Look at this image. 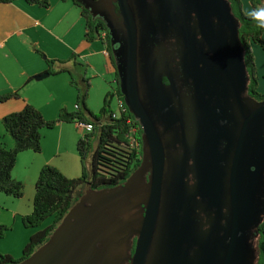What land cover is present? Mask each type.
<instances>
[{
	"label": "water",
	"instance_id": "1",
	"mask_svg": "<svg viewBox=\"0 0 264 264\" xmlns=\"http://www.w3.org/2000/svg\"><path fill=\"white\" fill-rule=\"evenodd\" d=\"M81 1L109 30L119 91L142 128L141 161L122 183L86 189L16 264H255L264 100L247 94L229 2Z\"/></svg>",
	"mask_w": 264,
	"mask_h": 264
},
{
	"label": "trees",
	"instance_id": "2",
	"mask_svg": "<svg viewBox=\"0 0 264 264\" xmlns=\"http://www.w3.org/2000/svg\"><path fill=\"white\" fill-rule=\"evenodd\" d=\"M14 0H0V3H9ZM29 4L47 8L50 0H24ZM74 5L80 8L81 16L84 19V39L93 41L103 38L105 48L114 65V57L111 53V37L106 23L103 19L93 17L90 10L86 9L80 0H71ZM231 11L238 19V37L243 48V59L245 69L249 77L247 83V94L257 101L264 100V94L257 92V74L254 55L251 45L258 44L264 49V41L261 39L262 27H255L251 24L252 16L246 15L242 10L240 0H227ZM255 8L261 6L264 10V0H250ZM74 59L75 56L73 55ZM49 75L60 72L70 74V83L77 91V97L82 101L84 110L90 118L81 114L77 104V111L67 112L60 109L55 119H45L42 113L32 106L25 105L18 111L11 112L1 118V123L7 134L13 140V146L6 148L0 142V191L19 198L23 195V183L15 180L11 171L14 167L16 156L25 150L39 152L41 150V128H51L58 123L80 120L91 122L93 130L88 133H80L76 140V151L79 156L81 174L76 178L66 177L59 169L44 164L39 169L35 181V193L32 200V210L29 214L21 217L24 227H36L47 217H52V222L44 229L37 231L30 236L24 246L22 255L19 258H12L8 254L0 252V264H16L28 257L35 249L47 241L51 232L60 223L70 207L80 198L86 189H101L122 183L131 172L138 167L141 161V127L138 119L131 114L127 108L126 114L117 118L111 116L110 100L112 92L107 91L103 104L97 114L87 111L84 101L87 95L88 80L82 78L83 88L78 87L76 81L67 68V60L46 58ZM56 63L58 65H56ZM116 77V76H115ZM116 79V78H115ZM117 81V79H116ZM122 96L119 86L115 92ZM16 91L0 95V102L10 98H17ZM138 127V131L136 128ZM128 135L135 140L136 145L132 146ZM93 137L96 142L93 143ZM90 154V162L86 159ZM8 226L0 224V239L4 236ZM254 246L257 250V261L255 264H264V216L257 227L254 237Z\"/></svg>",
	"mask_w": 264,
	"mask_h": 264
},
{
	"label": "crops",
	"instance_id": "3",
	"mask_svg": "<svg viewBox=\"0 0 264 264\" xmlns=\"http://www.w3.org/2000/svg\"><path fill=\"white\" fill-rule=\"evenodd\" d=\"M59 1L51 0L47 8L29 4L24 0L0 3V95L14 91L19 95L17 98L0 102V142L6 148L13 146V140L1 123L4 115L20 110L25 103L31 104L43 113L44 106L47 103H49L47 105L53 103L44 101L47 97L53 100V92L46 91V87L56 85L60 88H68L71 76L67 72L49 75L53 78L43 82L34 78L48 70L46 58L67 60V63L74 61L78 64L85 57L88 62L87 66L96 72L93 75L96 78L99 68L89 58L93 57L97 50H90L82 55L80 52L88 45H94L93 43L99 41L103 46L101 53L109 59V65H104V72H109L111 77H115L112 60L108 54L104 53L106 49L104 39L86 41L84 39V19L80 8H77L70 0ZM240 1L246 15L250 16L249 13L256 12L250 0ZM261 39L264 41V31L261 33ZM252 46L255 54L257 88L264 91V50L258 44H252ZM104 72L101 77L105 83L110 84L107 76L104 77ZM55 100L54 98L53 101ZM60 152L61 139L59 138L54 153L59 155ZM35 153L38 152L25 150L18 153L11 171L15 180L23 182V195L19 198L12 197L13 201L0 197V204H2L0 224L8 226L4 236L0 239V252L14 259L21 257L23 248L31 235L52 222L42 228H27L21 222V217L32 210L34 185L39 169L48 162L68 177L65 169L53 163V159L40 161Z\"/></svg>",
	"mask_w": 264,
	"mask_h": 264
},
{
	"label": "rangeland",
	"instance_id": "4",
	"mask_svg": "<svg viewBox=\"0 0 264 264\" xmlns=\"http://www.w3.org/2000/svg\"><path fill=\"white\" fill-rule=\"evenodd\" d=\"M56 1L60 2L59 0ZM260 10H263L261 6L255 7L256 12ZM260 23L261 21L257 19H252L251 21V24L255 27H258ZM262 31H264V29H262ZM93 44L94 45H88L90 47L87 46L85 50L80 52V55H82V53L83 54L87 53L90 50H95V49L97 50V53H95L93 57L89 58V60L99 68L98 76L96 78L93 77L94 73L96 72L91 70V68L87 66L88 62H87V58L85 57H83L81 62L78 64L77 62L74 61L67 63L68 65L67 68H69L72 78L76 81L78 87L80 88L84 87V84L82 82L83 77H85V79L88 80L87 95L84 101L87 111H90L93 114H97L100 108L102 107L103 98L107 91L113 93L110 100V109L117 110L116 93H114L116 88L114 77H111L109 72H104V65L105 64L109 65V59L107 56H104L103 53H101L102 52L101 49L103 46L99 41H96ZM252 47L253 46L251 45L252 53L255 57ZM56 65L58 64L56 63ZM113 70L115 71L114 66H113ZM103 72H104V77L107 76V79L109 80L110 84L105 83L103 81L101 77V74ZM50 78L53 77L51 76L45 77L39 80V82L47 81ZM91 83L92 86H90ZM46 91L48 92L52 91L53 100L54 98L56 100L53 101L50 97L44 99V101L47 100L48 102H53L50 103L52 105H47L49 104L47 103L43 108L44 112L42 113V115L45 119L48 120L55 119L60 109L62 108L69 113L75 112L78 110L76 108L77 104L80 107L79 111H81V114H83L87 118H90L89 114L84 110L82 101L78 99L77 91L75 87L71 85L70 78H69L68 88H60L56 85H52L49 86L48 88L46 87ZM257 92L264 94V91H261V89L258 88H257ZM40 132H41V139H40L41 150L37 154L35 153L37 158H39L40 161L41 160L44 161L45 159H53V163H57L60 165V167L65 169L66 171L65 173L68 175V178H76L80 176L81 166H80L79 156L76 151V140L80 136L81 131L79 127L75 125V120H73L72 122L58 123L51 128H41ZM59 138L61 139V152L59 153V155H56L54 151H55L56 142L58 141ZM92 142L93 143L96 142V137H93ZM86 162L87 164H89L90 154H88ZM45 164H50V163L47 162ZM23 190H24V184H23ZM0 197L7 198L8 200L13 201L12 199L13 196L7 195L1 191H0ZM0 207H2V204H0ZM51 221L52 219L50 217H47L40 225L36 227L42 228Z\"/></svg>",
	"mask_w": 264,
	"mask_h": 264
},
{
	"label": "built area",
	"instance_id": "5",
	"mask_svg": "<svg viewBox=\"0 0 264 264\" xmlns=\"http://www.w3.org/2000/svg\"><path fill=\"white\" fill-rule=\"evenodd\" d=\"M105 54H108L107 50H104ZM116 89V88H115ZM116 100H117V110H111V116L113 118H117L123 114H126L127 106L125 105L123 98L116 93ZM77 108V107H76ZM75 125H77L80 129V133H88L93 130V124L91 122H84L80 120H75ZM129 142L132 146L136 145L135 140L132 138L131 135H128Z\"/></svg>",
	"mask_w": 264,
	"mask_h": 264
},
{
	"label": "flooded vegetation",
	"instance_id": "6",
	"mask_svg": "<svg viewBox=\"0 0 264 264\" xmlns=\"http://www.w3.org/2000/svg\"><path fill=\"white\" fill-rule=\"evenodd\" d=\"M80 2H81V4L85 7V5H84V3L80 0ZM114 9H115V12L118 14V7H117V3L115 2L114 3ZM86 9H88L87 7H85ZM89 10V9H88ZM93 16V15H92ZM93 17H98V18H101L102 19V17L101 16H98V15H95V16H93ZM117 17V16H116ZM117 19H119V17L117 18ZM170 41H173L172 39H168L167 40V42H170ZM118 46V44H114V47H117ZM113 55V54H112ZM114 57V56H113ZM171 59H174L175 61H178L179 60V56H176V55H174V56H171ZM115 65H116V58L114 57V67H115ZM115 76L116 77H114V81H115V83H116V86L117 85H119V76H118V72H117V69H116V67H115ZM117 79V81H116V79ZM163 82L164 83H168V81H167V79L165 78V77H163ZM139 122V121H138ZM138 127H141V125L140 126H138ZM138 127L136 128V131H138ZM141 130H142V128H141ZM142 134V133H141ZM218 149L220 150V151H223V149L226 147V140H224V139H221L220 141H219V143H218ZM224 221H222V223H223ZM134 243H135V238H133V244H132V248H131V250H130V253L132 254L133 253V249H134ZM125 264H130V262L128 261V262H126Z\"/></svg>",
	"mask_w": 264,
	"mask_h": 264
},
{
	"label": "clouds",
	"instance_id": "7",
	"mask_svg": "<svg viewBox=\"0 0 264 264\" xmlns=\"http://www.w3.org/2000/svg\"><path fill=\"white\" fill-rule=\"evenodd\" d=\"M250 16H252L253 19L260 20L261 23L259 24V27L264 28V10H260L254 13H249Z\"/></svg>",
	"mask_w": 264,
	"mask_h": 264
},
{
	"label": "bare ground",
	"instance_id": "8",
	"mask_svg": "<svg viewBox=\"0 0 264 264\" xmlns=\"http://www.w3.org/2000/svg\"><path fill=\"white\" fill-rule=\"evenodd\" d=\"M78 8V7H77Z\"/></svg>",
	"mask_w": 264,
	"mask_h": 264
}]
</instances>
